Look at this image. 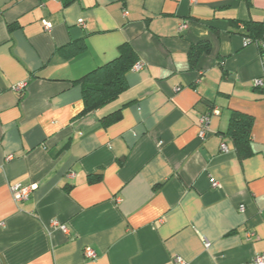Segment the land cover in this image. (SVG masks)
I'll list each match as a JSON object with an SVG mask.
<instances>
[{"label":"crops","instance_id":"crops-1","mask_svg":"<svg viewBox=\"0 0 264 264\" xmlns=\"http://www.w3.org/2000/svg\"><path fill=\"white\" fill-rule=\"evenodd\" d=\"M246 22H264V0H0V264H255L264 88L254 82L264 71ZM200 42L211 51L192 66ZM124 43L143 68L82 114L75 81ZM212 108L202 141L199 116ZM233 110L253 117L246 157L225 135ZM15 184L36 187L18 202Z\"/></svg>","mask_w":264,"mask_h":264},{"label":"trees","instance_id":"trees-1","mask_svg":"<svg viewBox=\"0 0 264 264\" xmlns=\"http://www.w3.org/2000/svg\"><path fill=\"white\" fill-rule=\"evenodd\" d=\"M246 37L253 41H264V22H246ZM73 53L81 52L85 49L84 42L81 40L72 44ZM260 49V48H259ZM211 51L209 42H200L192 45L190 59L192 66H195L204 53ZM139 60L136 51L129 43H124L119 48V55L114 60L94 69L75 82L82 86L84 109L82 114L96 110L117 99L127 88V74L131 71L134 64ZM121 110H118L103 120L110 124L120 118ZM253 117L237 110L231 112L228 131L225 135L229 136L234 143L237 153L241 157L251 154Z\"/></svg>","mask_w":264,"mask_h":264},{"label":"built area","instance_id":"built-area-1","mask_svg":"<svg viewBox=\"0 0 264 264\" xmlns=\"http://www.w3.org/2000/svg\"><path fill=\"white\" fill-rule=\"evenodd\" d=\"M43 25H44V29L46 31H50L52 29V24L48 21H44ZM187 28H188V23L184 22V23L180 24V27H179L180 31H183ZM251 43L256 44L260 48V53H261V58H262V66H263V71H264V41H253L252 39L246 37L245 38V44L247 45V44H251ZM143 66H144L143 62L137 61L134 64L132 69L138 71V70H141L143 68ZM254 85L257 87L264 88V77L256 79L254 82ZM25 87H26V83L22 82V83L16 84L13 87V89L15 91L21 92L25 89ZM219 114H220V110L218 108H212L210 111L205 112L199 116L200 130H199L198 137L200 140L204 141L207 138V136L210 132V129H211V119L213 116L219 115ZM221 147L223 150H227V146L225 143H223L221 145ZM7 158L11 159L12 155L8 156ZM218 185H219L218 182H216V181L213 182L214 187H216ZM35 187H36V185L21 186L20 184H15V185L11 186V192H12L14 199L16 201L20 202L24 199H27ZM239 209L241 211H245V206L241 205L239 207ZM54 224L59 225V224H57V222H55ZM59 226L64 232H68V228L65 225L60 224ZM204 243H205L206 247H208L210 245V242L208 240H206L205 238H204ZM84 255L89 260H94L97 258L96 252L93 250V248H91L89 246L85 247ZM253 262L255 264H264V253L263 254H257L254 257ZM168 264H187V263L182 257L176 256Z\"/></svg>","mask_w":264,"mask_h":264}]
</instances>
